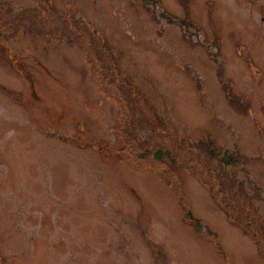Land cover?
<instances>
[{"label": "rangeland", "instance_id": "1", "mask_svg": "<svg viewBox=\"0 0 264 264\" xmlns=\"http://www.w3.org/2000/svg\"><path fill=\"white\" fill-rule=\"evenodd\" d=\"M255 235L264 0H0V264H264Z\"/></svg>", "mask_w": 264, "mask_h": 264}, {"label": "trees", "instance_id": "2", "mask_svg": "<svg viewBox=\"0 0 264 264\" xmlns=\"http://www.w3.org/2000/svg\"><path fill=\"white\" fill-rule=\"evenodd\" d=\"M257 231H258V232H261V229H257ZM254 239H255L256 242H258V245H261L262 248L264 249V244H263V242L261 241L259 235H255V238H254Z\"/></svg>", "mask_w": 264, "mask_h": 264}]
</instances>
